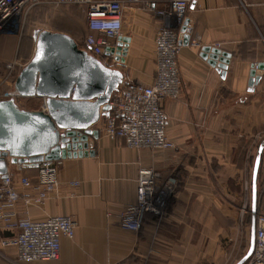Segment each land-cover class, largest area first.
<instances>
[{"label": "crops", "instance_id": "1", "mask_svg": "<svg viewBox=\"0 0 264 264\" xmlns=\"http://www.w3.org/2000/svg\"><path fill=\"white\" fill-rule=\"evenodd\" d=\"M167 3H123L121 37L129 43L126 55L119 56L122 76L146 86L152 84L154 38L164 25L158 12L166 10ZM76 9L77 18L86 21L84 8ZM186 18L193 33L178 53L180 93L177 99L163 102L167 136L175 147L134 150L122 139H109L100 123L96 124L93 129L99 136L94 139V156L62 160L58 196L42 207L28 208L31 220L72 217L77 223L74 238L61 239L57 261L31 264H122L132 256L160 261L178 253L183 243L188 242L194 251L198 247L194 245L199 244L194 239L226 237L232 231L237 193L230 186L235 175L246 171V160L253 150L257 152L264 138V71L249 91L255 65L264 63V0H190ZM36 33L31 55L30 45L20 50L15 41L0 40V84L7 64L16 61L21 65L16 81L29 63ZM111 43L115 46L116 40ZM206 47L230 55L224 74L201 57ZM5 90L8 87L0 85V93ZM19 101L28 111L40 110L43 104L39 98ZM34 101L37 108H27L26 103ZM39 168L24 166V173L35 182ZM140 168L152 169L174 188L164 216L149 217L138 232H130L119 226L118 217L135 202ZM8 170L16 180L14 167L9 165ZM219 222H229V228ZM10 236L11 232L0 229V239ZM155 250L160 255L150 257ZM3 252L14 258L12 249ZM0 264L7 263L0 259Z\"/></svg>", "mask_w": 264, "mask_h": 264}, {"label": "built area", "instance_id": "2", "mask_svg": "<svg viewBox=\"0 0 264 264\" xmlns=\"http://www.w3.org/2000/svg\"><path fill=\"white\" fill-rule=\"evenodd\" d=\"M44 0H0V34L14 25L24 11ZM48 1V0H47ZM84 8L89 34L85 39L87 54L105 65L120 69L121 62L111 41L122 35V6L125 2H144L149 6L152 0H51ZM190 0H168L167 9L159 11L164 25L154 38L155 77L146 86L123 75L121 82L111 94L109 111L100 118L103 133L111 140L122 139L128 148L134 150H167L174 144L167 136V117L163 102L178 98L181 79L178 67V53L182 48L183 35L189 38L193 26L186 18ZM187 20L181 33L183 22ZM21 65L13 61L7 64L12 80L4 79L0 85L8 90L0 93L1 100L20 102L15 93V74ZM256 68V65H255ZM12 89V91H11ZM20 107V105L18 104ZM97 123V124H98ZM2 158V155H0ZM6 175H0V229L12 236L0 239V259L7 264H31L52 262L59 258L61 239H73L76 221L68 216H50L43 220H31L28 208L42 207L51 197L58 196V168L61 161L43 162L38 171V180L32 182L24 173V165L11 164L6 156ZM12 165L18 178L8 170ZM135 202L118 217L119 226L126 231L138 232L149 217L161 218L165 214L167 200L173 193V184L164 180L152 169L137 171ZM77 186V183H71ZM21 206V210H19ZM12 249L14 258L3 252ZM245 264H264V215L257 214L254 249Z\"/></svg>", "mask_w": 264, "mask_h": 264}, {"label": "water", "instance_id": "3", "mask_svg": "<svg viewBox=\"0 0 264 264\" xmlns=\"http://www.w3.org/2000/svg\"><path fill=\"white\" fill-rule=\"evenodd\" d=\"M187 20L183 22L184 32ZM183 35L182 45L189 43ZM129 39H116L118 56L126 55ZM121 57V58H122ZM201 57L217 70L226 71L230 55L206 47ZM118 57L119 61L122 59ZM264 71L256 65L249 80L252 91ZM121 72L80 50L69 36L41 30L35 34V50L29 63L15 81V93L24 99L43 101L37 111L22 109L14 100H1L0 105V175H6L4 157L11 164L38 166L43 162L62 161L71 157L94 156V139L99 133L93 127L107 111L108 101L121 82ZM264 138L258 145L251 177L249 249L238 264H244L254 249L258 214L257 179Z\"/></svg>", "mask_w": 264, "mask_h": 264}, {"label": "rangeland", "instance_id": "4", "mask_svg": "<svg viewBox=\"0 0 264 264\" xmlns=\"http://www.w3.org/2000/svg\"><path fill=\"white\" fill-rule=\"evenodd\" d=\"M52 9L63 11L69 9L70 11H73L76 18L78 17L76 7L56 4L51 0H44L42 4H36L27 11H24L20 18L15 21L13 26L7 28L2 34H0V40L4 38H8L9 41L13 40L18 43L20 50H22L24 45H30L31 55L33 48L31 36L37 30L41 31L49 29L48 23L51 17L50 11L55 13ZM78 19L81 21V18ZM63 21H65V17ZM19 69L20 68L15 69L16 72ZM7 74L8 71L6 69L1 82L4 81ZM6 79L10 82L12 80V75ZM22 104H24V102L20 101L19 105L21 106ZM26 106H28L27 108H37V102L26 103ZM253 148H255V145H253ZM255 155L256 151L253 150L250 159H248V161L246 160V171H242L235 175L233 183L230 186L231 190L234 193H237V197H235L236 204L234 206L233 221L230 223L232 231L227 234L226 237H201L200 239H194L195 242L199 241L200 244L194 245L198 246L194 248V251L188 247V242L186 244L183 243V245H180L178 253L169 254V258L164 260L150 261L148 259L145 260V258H134L132 256L131 258H128L127 261L125 260L122 262V264H238L249 249L251 176ZM257 200V212L259 214H264V154L262 156L259 177L257 179ZM224 223L219 222L218 225ZM225 224L228 225L229 228V222ZM183 240L184 239H182V241ZM182 241L180 239V242ZM158 255H160V253L155 250L151 253L150 257Z\"/></svg>", "mask_w": 264, "mask_h": 264}, {"label": "trees", "instance_id": "5", "mask_svg": "<svg viewBox=\"0 0 264 264\" xmlns=\"http://www.w3.org/2000/svg\"><path fill=\"white\" fill-rule=\"evenodd\" d=\"M54 11L55 13H52V11H50L51 17L49 19L48 28L53 30L54 32L62 33L69 36L71 39H73V41L76 43L77 47L80 50L87 51L88 47L85 44V39L89 34L86 24L87 21H84L83 18L80 21L78 18L74 16L73 11H70L69 9L67 11H63V10H54ZM64 17H65V21H63ZM35 32H38V30ZM31 37H32L31 40L33 41L34 39L33 35ZM263 154L264 152L262 153V156ZM262 156H261L260 166L262 163ZM26 167H30V166H25V169ZM259 171H260V167H259ZM258 177H259V172H258Z\"/></svg>", "mask_w": 264, "mask_h": 264}, {"label": "snow or ice", "instance_id": "6", "mask_svg": "<svg viewBox=\"0 0 264 264\" xmlns=\"http://www.w3.org/2000/svg\"><path fill=\"white\" fill-rule=\"evenodd\" d=\"M3 108V106L2 105H0V109H2Z\"/></svg>", "mask_w": 264, "mask_h": 264}]
</instances>
